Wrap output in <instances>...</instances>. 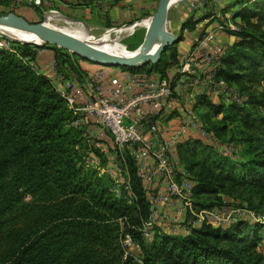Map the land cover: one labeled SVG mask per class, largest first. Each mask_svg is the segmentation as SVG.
Segmentation results:
<instances>
[{
  "label": "trees",
  "instance_id": "obj_1",
  "mask_svg": "<svg viewBox=\"0 0 264 264\" xmlns=\"http://www.w3.org/2000/svg\"><path fill=\"white\" fill-rule=\"evenodd\" d=\"M231 16L239 25L228 31L235 41L216 58L213 73L215 80L238 86L241 103L222 97L214 101L201 92L193 109H206L205 120L208 114L218 118L223 131L236 127L251 157L242 164L219 157L207 166L195 158L208 160L210 146L197 136H184L175 151L183 169H199L192 177L196 208L221 206L218 193L233 187L264 200V41L255 36L259 27L253 23H264V0H242ZM192 21L193 13L180 24L179 41L164 49L158 64L121 70L169 80V70L179 63L183 31L199 24ZM142 41L127 48L136 51ZM46 48L53 51L60 72L75 70V56L64 49L0 39V264H136L131 258L121 262L118 220L139 245L144 264H264V255L255 251L264 227L259 221L204 224L184 235L154 230L147 243L141 229L150 204L133 160L127 155L131 195L122 191L120 198L111 191V179L79 163V149L86 148L81 131L69 127L72 114L64 100L32 66L38 51ZM206 193L213 200L200 203L196 198ZM251 210L263 212L264 205Z\"/></svg>",
  "mask_w": 264,
  "mask_h": 264
},
{
  "label": "built area",
  "instance_id": "obj_2",
  "mask_svg": "<svg viewBox=\"0 0 264 264\" xmlns=\"http://www.w3.org/2000/svg\"><path fill=\"white\" fill-rule=\"evenodd\" d=\"M29 2L40 5V0ZM191 7L194 5L191 4ZM230 29L235 30L233 26ZM221 30V25H215L212 30L199 35L200 30L193 41V49L182 58L184 62L180 61L177 73L182 76L194 74L190 63L197 53L202 52L207 66L206 81L212 87V95L240 104L237 90L224 81L215 80L213 73L214 61L225 53V48L217 45L216 40ZM32 66L47 77L64 100L72 114L69 127L82 130L88 129V124H91L109 134L112 148L121 158V164L109 163L106 167H100L96 163L95 168L109 174L116 187L114 191L122 187L131 195L124 156L128 155L133 160L137 177L150 204V215L141 229L145 239H150L153 231L158 229L169 235H184L194 227L204 224L228 226L244 217L264 223V214H255L243 204L212 208L194 206V181L179 163L175 147L189 133L202 136L210 144L216 145L213 135L203 129L194 114L193 106L198 93L188 95V106L180 109L179 125L170 128L159 121L175 104L170 79H152L123 70L121 76H116L107 72L109 67L102 66L80 79L76 75L60 72L54 59L44 69ZM96 146L105 153L104 148L98 144ZM223 152L226 154L225 149ZM121 245L123 261L131 258L136 264H144L139 245L129 235H122Z\"/></svg>",
  "mask_w": 264,
  "mask_h": 264
},
{
  "label": "rangeland",
  "instance_id": "obj_3",
  "mask_svg": "<svg viewBox=\"0 0 264 264\" xmlns=\"http://www.w3.org/2000/svg\"><path fill=\"white\" fill-rule=\"evenodd\" d=\"M241 1L242 0H176L175 3H173L171 8L169 9L168 24H167L168 29L174 34L179 35V32L175 31L177 23L181 24L184 20L187 19V17L190 16L191 13H193L194 21L192 22H195V23L197 22L201 24L202 26H204L202 29L203 30L202 33L208 30V27L213 22H216V25H221L223 27V30H221L217 35V39H216L217 45L228 49V46L235 41V39H233L228 34V31L231 30L230 26H233L235 28V31H237L239 28V25L235 24V22L233 21L231 14L232 12H235L239 8ZM191 4L194 5V7H191ZM20 5H21L20 6L21 9L22 7L32 8V10L35 13L34 18L32 19L33 21L31 19H28L29 20V21L27 20L28 22L42 23L46 21L45 24H49L50 26L52 27L54 26L57 28H68L73 24H80V25L85 26L87 29H89L92 36L95 39H102L111 30L115 31V30L124 28L126 26H134L135 24L142 23L144 20L149 18V17L144 18L133 24L107 28V27H98V26L88 25L80 21L73 22L70 19L64 17L63 15L55 11L44 12L43 10H40L43 8L41 7L38 8L39 6L37 7L33 4H30V2L22 1ZM8 13H14V12H11L10 10L6 9L4 11H0V16L6 15ZM20 13L23 14L24 10H20ZM224 14L226 15L224 16ZM211 16H214L213 19L208 20ZM49 17H56V18L48 20ZM253 23L255 26L259 27L255 31V36L259 40L264 41V23L260 24L257 21H254ZM213 28L214 27L209 28V29L212 30ZM146 30H147L146 27H143V26L137 27L132 36L125 37L120 40L121 44L124 45L126 48L127 47L134 48L139 42L143 40ZM188 31L192 32L191 30H188ZM117 37H118L117 33H113L110 37V41H116ZM45 50L49 51L53 55L52 50L48 48H46ZM129 51H133V50H129ZM65 53L75 56L68 51H66ZM193 59L194 60L190 64H191V70L194 71V74L182 76L181 74L179 75L177 73L180 68L179 63L185 61L184 59L181 58V56L179 60L181 62H179L178 64L176 63L168 72L167 77L175 78L177 74H178V77H176V79L174 80V87L172 89V99L175 101V104L173 108L170 109V112H165L163 118L159 119V121L164 127L168 125L167 124L168 120H165L167 117L168 118L170 117L169 119H172V120H176V119L178 121L180 120V117L182 114V111L180 109H185V107L188 106L187 97L190 93L199 94L201 92H206L209 95L211 100L216 101L215 100L216 98L213 97L212 92H211L212 87L206 81L207 66L204 63L200 62L201 58H197L195 56L193 57ZM72 65L75 68V70L72 71V73L70 74L68 73L67 75L72 74V75H76L79 77L80 76L79 73L81 74L84 73V75H86L87 72H89L87 71L86 68H88L90 65H93V64L83 60L82 58L78 56H75ZM76 65H77V68H76ZM115 69H121V68H115ZM147 78L159 79L158 76H151ZM195 81H197V83H195ZM237 87L238 86L236 85L234 89H236L237 92L239 93V90ZM205 113H207V110L203 108L194 110V114L199 119V121L202 123L203 129L213 135L214 139L216 140V145L210 144L204 137L199 136V138H201L205 143H207L210 146L209 149H211V151L209 153V158H207L208 160H201L202 158H200L199 156H197L195 159L197 161H200L201 163H205L207 166H209L208 163L210 162V160H216L219 157L228 159L232 163H238V164L239 163L242 164L245 161H247L251 157V153L247 147V142L245 140H241L240 135L238 134V130H236V127L228 128L227 131H223L219 128L218 123L220 121L218 120V118L212 119L210 115L208 114L207 117L209 118L206 121L205 119H206L207 114ZM262 113L264 114V110L262 111ZM87 127L88 129L84 128L80 130L81 139L83 142L81 146L82 147L85 146L86 148L79 149L81 151L80 152L81 160L79 163H81V165H83L85 169H93V170H96L95 168L96 163H98L100 167L102 166L106 167L109 163L119 166L121 164L120 163L121 158L118 155H116V151L112 148V140L109 134L106 131H101L100 129H98V127L91 125V124H88ZM97 144L105 149L104 150L105 153L101 152L99 148H97L96 146ZM223 149L226 150V154H224ZM91 155H94V157H91ZM176 156L178 159L177 153H176ZM124 162L127 167V170L129 171V163H128L129 159L127 155L124 156ZM198 171L199 169L196 168L189 172L191 173V176L196 179V174ZM97 172L101 175H106L109 179H111L109 174L101 173L99 171ZM111 181L113 182L112 179ZM115 188L116 187L112 183L111 191L115 195L116 198L123 197L122 191L125 192L124 196H127V197L129 196L128 193L122 187L118 188L117 191H114ZM218 194H220V196L222 195L221 197L222 205L219 207H222V206L231 207V206H234V204H246L249 208L251 207V209H254L255 207L264 205V200H261L259 197L250 196L249 194H247L246 192H244L243 190L237 187H233L230 190L227 188L224 191L219 192ZM213 198L214 196H211L210 193L208 194L206 193L202 196L198 195L196 199H198L200 203L208 204L213 200ZM251 211L255 212V210H251ZM255 214H264V211L258 212V213L255 212ZM243 219L249 220V221H252V220L257 221L255 219H249L247 217H244ZM118 225L120 227L119 246H120V249L122 250V256H123V249L121 245L122 235L124 234L123 220H118ZM158 230L163 232L160 229ZM260 232L262 234V240L259 243V245L256 247L255 251L256 253H260L261 255H264V227L260 230ZM153 236L154 235L152 234V237ZM152 237L150 239H145V238L144 239L145 241H147V243H149ZM133 254L135 255L136 252H134ZM121 262L122 263L125 262L123 261V257L121 258Z\"/></svg>",
  "mask_w": 264,
  "mask_h": 264
},
{
  "label": "crops",
  "instance_id": "obj_4",
  "mask_svg": "<svg viewBox=\"0 0 264 264\" xmlns=\"http://www.w3.org/2000/svg\"><path fill=\"white\" fill-rule=\"evenodd\" d=\"M22 1L29 2L30 0H0V11L7 9L26 20H32L35 16L34 11L32 8L22 7L21 9L20 3ZM158 1L159 0H40V5L37 7L43 8L40 10L44 12L55 11L70 20L80 21L92 26L118 27L128 25L132 22L136 23L144 18L152 16L156 11ZM20 10H24V13L21 14ZM215 25L216 22H213L208 29ZM203 27L204 26L201 24H198L196 29L192 32L188 30L183 31V40L181 44L179 42L177 45L178 55H180L181 58L193 49V41ZM179 29L180 23H177L175 31L179 32ZM200 53H197L196 57L201 58L200 62L205 64L204 55ZM180 56H178V60H180ZM52 59V53L45 49L39 50L33 65L36 68L44 69ZM86 69L89 71L87 73H93L98 69V66L90 65ZM107 72L116 76H121L123 73L121 69L115 68H109ZM176 77H178V74ZM169 79L171 80L172 78L169 77ZM163 116L164 114L162 118ZM169 118L167 117L165 119L168 120L167 126L175 128L179 125L177 119L172 120ZM188 135L197 136L195 133H189Z\"/></svg>",
  "mask_w": 264,
  "mask_h": 264
},
{
  "label": "water",
  "instance_id": "obj_5",
  "mask_svg": "<svg viewBox=\"0 0 264 264\" xmlns=\"http://www.w3.org/2000/svg\"><path fill=\"white\" fill-rule=\"evenodd\" d=\"M171 4L172 0L158 1L156 11L149 17L150 24L145 31L142 43L139 45L140 53L136 58L114 57L103 54L66 34L44 26L43 22L31 23L14 13L0 16V26L12 27L23 32L34 34L40 39L41 44L26 41L18 37H12L2 32H0V39L11 43L33 44L36 46L44 44L53 45L93 65L102 67L135 69L149 64L155 65L159 63L160 56L164 49L173 46L179 41V36L171 32L167 27L168 13ZM71 21L78 22L75 20ZM157 41H160V43L156 50L151 53L150 49Z\"/></svg>",
  "mask_w": 264,
  "mask_h": 264
},
{
  "label": "bare ground",
  "instance_id": "obj_6",
  "mask_svg": "<svg viewBox=\"0 0 264 264\" xmlns=\"http://www.w3.org/2000/svg\"><path fill=\"white\" fill-rule=\"evenodd\" d=\"M175 1L176 0H172V4L175 3ZM51 19H53V17H49L48 20ZM45 23L46 21L43 22L44 26L52 30L58 31L60 33L66 34L103 54L114 57L136 58L140 53V47L136 51H129L124 45L121 44L120 40L122 38L132 36L135 32V29L139 26H143L148 29L150 24V19L148 18L144 20L142 23L135 24L134 26H126L124 28L115 31L111 30L102 39H95L92 36L90 30L80 24H73L68 28H57L54 26L52 27L49 24H45ZM0 32L5 33L6 35L12 37H18L26 41L41 44L40 39L34 34L23 32L12 27L0 26ZM113 33H117L118 35L116 41H110V37ZM159 43L160 41H157L156 43L153 44V46L150 49L151 53L156 50Z\"/></svg>",
  "mask_w": 264,
  "mask_h": 264
}]
</instances>
